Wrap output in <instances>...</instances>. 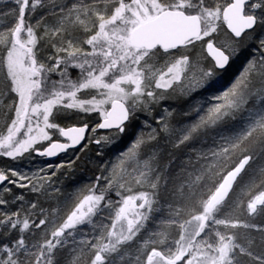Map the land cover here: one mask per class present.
Instances as JSON below:
<instances>
[{
	"label": "snow or ice",
	"instance_id": "6c2138e0",
	"mask_svg": "<svg viewBox=\"0 0 264 264\" xmlns=\"http://www.w3.org/2000/svg\"><path fill=\"white\" fill-rule=\"evenodd\" d=\"M11 2L0 158L131 143L114 161L97 151L100 174L62 200L63 163L0 168V264H264V0ZM169 92L189 100L185 120L153 116ZM80 113L98 118L58 122Z\"/></svg>",
	"mask_w": 264,
	"mask_h": 264
},
{
	"label": "rangeland",
	"instance_id": "374dc122",
	"mask_svg": "<svg viewBox=\"0 0 264 264\" xmlns=\"http://www.w3.org/2000/svg\"><path fill=\"white\" fill-rule=\"evenodd\" d=\"M12 6H13L12 3L1 4L0 9L7 10V8H10ZM222 36H223V33H221V37ZM197 48H199V45L197 46ZM248 48H249V51H248L247 56L249 57L250 53L254 52V49L252 47H248ZM42 55H44V53H42ZM244 61L245 59L239 58L236 61V63L232 67L229 68L230 70H233L231 75L234 74L236 71H238L242 67ZM75 75H78V74L76 73ZM231 75L225 77L224 86H227V83L229 82V78ZM166 96H167L166 99L161 100L158 105L154 106L153 116H155L156 114H163L164 109L168 108L169 110H174V113H175L174 123L185 120L186 118L183 117L182 113L184 110H187L189 100H186L185 98H182V97H178L177 95L171 92L166 93ZM193 97L198 98V95L194 93ZM139 117L142 123L143 120L146 118V114L140 113ZM97 118L98 117L96 116V114L86 115V114L80 113V114L72 115L71 118H65L63 115H60L58 117V122H60L62 126H71V125H75L78 123H82L84 120H88L89 122H91ZM150 122L152 123L153 127L157 126L155 119H151ZM136 131L137 132L139 131V127H137ZM130 143H131V135L126 136L121 140H117L113 145L97 146L95 144H90L89 148L84 153L80 154V158L78 160H76V157L73 154L72 150L66 153L65 155L61 156L57 160H55V162H48L44 158H41L35 155V153H33L30 157L28 156V154H25V157L21 158L19 161H12L9 158L3 157V158H0V168H14V169H19L20 171L30 173L32 171L38 170L41 167H46L47 164L49 163H51L53 166L63 163L65 167L60 169V171L57 173V176L53 178V181H54L53 187L61 189V193L57 195L62 200L64 198V194H67L66 188H69L71 186L69 185V183H71L72 180L74 181L76 180L78 182L73 183L75 185L72 184L73 186L72 190L71 192H68V193L75 192L78 188H81V187H84L85 185H89L93 183L95 180V177L100 174L99 163H100L101 158L97 157L96 155L97 151H102L104 153L103 160L114 161L116 156L121 151L126 150L127 147L130 145ZM170 147L171 149H173L171 144L168 143L166 139H161L159 141V150L163 153L165 162L170 157V154L174 152V150L173 151L171 150L170 152L167 151V150H170ZM71 160H76V162L74 165L69 167L68 164H69V161ZM51 170H54V169H51ZM14 190L18 194L23 192V194H25L27 198H30V197L35 198L34 196H31L25 190H21V189H14ZM112 195L114 199H118L117 197H115L114 193ZM44 204H46L47 207L49 205L55 206L56 200L55 199L49 200V201L44 202Z\"/></svg>",
	"mask_w": 264,
	"mask_h": 264
},
{
	"label": "trees",
	"instance_id": "16d2710c",
	"mask_svg": "<svg viewBox=\"0 0 264 264\" xmlns=\"http://www.w3.org/2000/svg\"><path fill=\"white\" fill-rule=\"evenodd\" d=\"M9 3H12L11 0H0V5H1V4H9ZM248 51H249V48H247L246 50H244L243 55H241L243 59H245L246 57H248V56H247V55H248ZM69 71H70V73H71V77H72L73 79L76 78V76H77V75H75L76 73L79 74V70H78V69H70ZM232 71H233V70H230V69H229V75H231ZM74 73H75V74H74ZM51 76H52V79H54V80H58V79H60V77H59L58 75H56V74H51ZM173 153H174V152H173Z\"/></svg>",
	"mask_w": 264,
	"mask_h": 264
},
{
	"label": "bare ground",
	"instance_id": "6f19581e",
	"mask_svg": "<svg viewBox=\"0 0 264 264\" xmlns=\"http://www.w3.org/2000/svg\"><path fill=\"white\" fill-rule=\"evenodd\" d=\"M240 59H242V56H240ZM239 63H240V62H239ZM239 63H237V64H239ZM236 66H237V65H236ZM231 76H232V75H231ZM231 76H230V77H231ZM171 150L173 151L174 149H171V147H170V150H167V151L170 152ZM174 151H175V150H174ZM39 157H40V156H39ZM41 158H44L46 161L48 160V159H46L45 157H41ZM57 159H58V158H57ZM57 159H55V160H57ZM55 160H54V159H53V160H52V159H49L48 162H55ZM76 182H78V181H76V180H75V181L72 180L71 183H69V185H71V186H70L69 188H66V189H67V192H66V193L71 192L72 187H73L72 184H73V183H76ZM73 185H75V184H73ZM29 194H30L31 196H34V195L31 194V193H29ZM29 197H30V196H29ZM28 199H35V198L30 197V198H28ZM44 206L47 207L46 204H44Z\"/></svg>",
	"mask_w": 264,
	"mask_h": 264
},
{
	"label": "water",
	"instance_id": "95a60500",
	"mask_svg": "<svg viewBox=\"0 0 264 264\" xmlns=\"http://www.w3.org/2000/svg\"><path fill=\"white\" fill-rule=\"evenodd\" d=\"M61 154H64V153H61ZM61 154H59V155L56 156V157H51V158L45 157V158L48 159V160H49V159H52V160L54 159V160H55V159H57Z\"/></svg>",
	"mask_w": 264,
	"mask_h": 264
},
{
	"label": "flooded vegetation",
	"instance_id": "af4514ba",
	"mask_svg": "<svg viewBox=\"0 0 264 264\" xmlns=\"http://www.w3.org/2000/svg\"><path fill=\"white\" fill-rule=\"evenodd\" d=\"M48 161V160H47Z\"/></svg>",
	"mask_w": 264,
	"mask_h": 264
}]
</instances>
